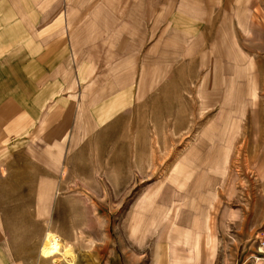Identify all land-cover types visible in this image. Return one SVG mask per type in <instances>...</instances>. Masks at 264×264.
Instances as JSON below:
<instances>
[{"label":"rangeland","instance_id":"374dc122","mask_svg":"<svg viewBox=\"0 0 264 264\" xmlns=\"http://www.w3.org/2000/svg\"><path fill=\"white\" fill-rule=\"evenodd\" d=\"M52 1L0 0V64L24 46L53 52L56 98L27 106L68 112L44 143L0 158V264H53L40 258L48 224L74 264H154L166 226L140 245L132 221L162 185L172 217L211 213V264H264V0H147L138 18L143 3L126 0L121 36L97 0ZM103 18L110 36L76 35Z\"/></svg>","mask_w":264,"mask_h":264},{"label":"crops","instance_id":"0c3cea01","mask_svg":"<svg viewBox=\"0 0 264 264\" xmlns=\"http://www.w3.org/2000/svg\"><path fill=\"white\" fill-rule=\"evenodd\" d=\"M60 1L61 0H53L49 5L56 4L55 7H53L56 8L59 5L57 4V2L60 3ZM125 1L126 0L96 1L97 8L95 10H100L101 12H103L104 16H115L116 19L112 21V23L114 25H117L118 29L114 28L112 33H117L128 22L126 20V13H123L122 10L123 7H126L124 5ZM70 3H74L73 0H71ZM141 3H143L140 5L141 8L138 7L135 12H132L131 16H134L136 18L148 16L147 10L149 3L147 2V0H141ZM144 6L146 10L143 9ZM34 8L35 10H43L46 7ZM26 9H29V7H27ZM40 14L43 16L41 12ZM84 17L85 15L82 16V18ZM84 20L85 19H82L81 24L79 23L80 20L78 21L77 25L86 27H83L80 31V34L79 32L76 34L77 36H110V33L107 34L108 28L106 29L103 27L104 25L110 24V20L106 21L104 18L94 19L92 24V19L86 20L85 22ZM72 23L75 24L74 22ZM42 24L44 25H42L41 28L46 29L47 27L52 26L53 22H49L47 24L44 22ZM90 24L92 25V28L88 27L90 26ZM64 25L66 26V28H64V35L74 36V32L69 28L70 22L68 21V19H66ZM49 28V33L46 32V34H42V36H56V32L52 31V27ZM46 30H44V32ZM60 33H63V29L60 31ZM117 35L121 36L120 31L114 36ZM2 46H5L6 49H9V46L4 43L2 44ZM32 52L33 49L30 48L28 50V48H25L24 46L22 49H19L17 54H13V63L10 60L8 62L9 65H5L4 63L2 65L0 64V158L4 153L9 151L10 146H12L16 141H18V143L23 141L22 143L25 144L26 142L31 141L37 142L44 138L41 140V142L44 143V141L48 140L51 137V133L53 134L55 131H58L59 127L65 120L62 123H60V121L63 119L65 114L68 113L67 108H65V110L63 109V107H60L66 105L67 101L65 100L56 103L48 111L47 114L41 113V110L36 114L27 106V104L29 103L28 99H34V102L39 105H48L51 103L49 102L50 99L56 98L55 94L53 95V91L50 88H57V73L59 72L61 67V65L59 66V62L52 63L53 58L51 59V57L55 56L53 52L47 50L45 53H42L41 49H37V52H33L34 54H31ZM11 73L19 74L18 80H14L13 78L9 77L11 76L9 75ZM29 74H34V76H27ZM32 77L34 79H32ZM32 80L34 88L36 87V83H38L39 81L42 80L44 82V86L40 88L42 92H37L35 96L34 93H30V91H27L28 89L30 90V85H28L27 83H30ZM49 82L54 83V85H49ZM46 89H49L50 91L43 93V91H45Z\"/></svg>","mask_w":264,"mask_h":264},{"label":"bare ground","instance_id":"6f19581e","mask_svg":"<svg viewBox=\"0 0 264 264\" xmlns=\"http://www.w3.org/2000/svg\"><path fill=\"white\" fill-rule=\"evenodd\" d=\"M256 96L257 92L254 90V97ZM164 193V185H162L155 195L137 205L135 218L132 221V236L140 245L144 244L149 236L158 235L161 239L162 228L165 225L167 242L156 244L154 264H211V258L205 255V250L211 251L215 243L211 213L204 212L200 216L190 217L189 220L182 216L178 219L174 218L171 216L173 203L170 205L165 203ZM51 226L48 224L40 258L53 264H60L63 259H67L69 264H74L76 261L74 244L73 248L69 242L62 241L59 245L56 231ZM2 230L0 229V232ZM83 235L80 233L79 236L83 237ZM2 238L6 239L5 236Z\"/></svg>","mask_w":264,"mask_h":264}]
</instances>
